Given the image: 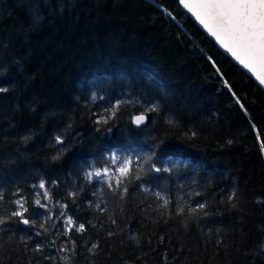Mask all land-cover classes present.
I'll return each mask as SVG.
<instances>
[{
	"label": "trees",
	"instance_id": "trees-1",
	"mask_svg": "<svg viewBox=\"0 0 264 264\" xmlns=\"http://www.w3.org/2000/svg\"><path fill=\"white\" fill-rule=\"evenodd\" d=\"M0 87L8 89L0 93V188L7 196L17 185L29 191L41 177L58 183L54 200L87 229L72 233L68 264H264V92L177 1L0 0ZM93 91L106 101L138 102L94 124L106 101L92 102ZM150 104L158 111L132 125L129 115ZM69 123L72 143L53 162L49 142ZM160 141L157 158L172 171L152 184L206 200L207 216L170 217L157 209L162 201L135 191V182L123 201L107 193L102 213L86 203L99 199L90 185L75 202L68 196L83 183L89 159L113 149L134 155ZM53 219L61 228L64 218ZM55 231L36 253L41 238L11 225L0 233V264H65L67 253L57 250L69 237ZM92 243L99 246L89 252Z\"/></svg>",
	"mask_w": 264,
	"mask_h": 264
},
{
	"label": "snow or ice",
	"instance_id": "snow-or-ice-1",
	"mask_svg": "<svg viewBox=\"0 0 264 264\" xmlns=\"http://www.w3.org/2000/svg\"><path fill=\"white\" fill-rule=\"evenodd\" d=\"M178 6L186 10L195 18V21L201 28L213 38L224 52L240 66L241 70H247L252 77L264 87V0H177ZM167 17L175 19L173 13L162 9ZM213 68L219 73L220 69L216 66L214 60L209 57ZM228 86L227 81H224ZM8 89L0 87V93L7 92ZM90 99L92 102L97 100L106 101L103 94H97L93 91ZM138 101L129 99H117L114 102L107 100L98 112H94L96 117L94 124L106 125L110 120L117 118V111L121 105H132ZM240 103L239 99L236 101ZM243 108V105L241 104ZM156 104H150L145 112L129 115V121L139 128L147 121V112H156ZM170 124L173 121H168ZM72 128L69 123L62 132H55L53 139L49 142L50 147L55 149L51 156L53 162L59 161L64 153L69 149L70 144L66 143L67 132ZM111 132V128L104 129ZM96 131H101L97 128ZM195 135V133H192ZM25 136L24 140L30 139ZM75 139V138H74ZM160 143H153L146 151L136 154L122 153L117 149L102 153L99 158H91L86 165H82V179L76 191H70L68 196L75 202L76 197L83 192L85 185L92 187L91 195L98 196L96 202L86 201L88 207L95 208L99 212L107 211V201L105 195H111L118 201L129 198V186L135 182V191H141L155 198L156 201H162L157 205V209H163L171 216L191 217L193 220H200L207 216L206 200L192 201L191 194L189 199H185L184 194L176 193L170 195L166 190L155 187L152 184L153 179L160 178L164 173H171L172 169L164 166V163L157 158V152ZM231 143V141H229ZM59 145L60 147H56ZM264 150V142L260 145ZM58 187V183L50 182L41 177L37 182L30 186L29 191H25L17 185L14 190L5 195L3 188H0V233L9 231L11 225H23L32 232V236L41 238L33 246V252L43 251L44 239L50 234L52 229H56V236H68L66 241L57 251L67 253L60 257L65 264H68L70 255L75 254V241L71 239L72 233H85L87 231L84 223H77L68 213V205L54 200L52 190ZM182 187V186H181ZM199 197L201 193L195 192ZM235 191L229 193L228 199L235 200ZM104 204L105 207H101ZM164 214L163 212L161 213ZM54 216L64 218L62 227L57 228L54 222ZM116 224V220L111 221ZM96 227V225H92ZM187 227V221H185ZM108 235H112L109 232ZM69 242L72 247H69ZM49 246L56 244L55 239L50 240ZM99 245L92 243L88 248L92 252ZM44 259H55L53 256H45Z\"/></svg>",
	"mask_w": 264,
	"mask_h": 264
},
{
	"label": "water",
	"instance_id": "water-1",
	"mask_svg": "<svg viewBox=\"0 0 264 264\" xmlns=\"http://www.w3.org/2000/svg\"><path fill=\"white\" fill-rule=\"evenodd\" d=\"M175 1H177V0H175ZM181 9V8H180ZM182 10V9H181ZM185 14H187V16L195 23V25L204 33V35L207 37V38H209L213 43H214V45L225 55V56H227L237 67H239L240 68V66L230 57V55H228V54H226L225 52H224V50L223 49H221L220 47H219V45L218 44H216V42H215V40L213 39V38H211L210 36H208V34L201 28V26H199V24L195 21V18L194 17H191V14L190 13H187V11L186 10H182ZM241 69V68H240ZM247 76H249L250 78H251V80L264 92V87H262V86H260L259 85V83L255 80V78L254 77H252L251 76V74L250 73H248L247 72V70H242ZM132 125H134V124H132ZM134 126H136V125H134ZM22 227H25V226H23V225H21Z\"/></svg>",
	"mask_w": 264,
	"mask_h": 264
}]
</instances>
